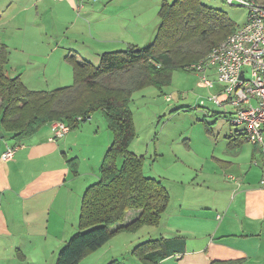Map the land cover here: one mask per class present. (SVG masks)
I'll list each match as a JSON object with an SVG mask.
<instances>
[{
    "label": "crops",
    "instance_id": "crops-1",
    "mask_svg": "<svg viewBox=\"0 0 264 264\" xmlns=\"http://www.w3.org/2000/svg\"><path fill=\"white\" fill-rule=\"evenodd\" d=\"M64 1L71 11L76 0ZM121 2L123 0H103L95 10L83 9L90 21L88 27L76 35L87 37L84 50L71 44L59 50L60 46L56 45L45 54L28 45L15 46L13 51L18 56L17 59L9 58L7 74L19 75L29 89L31 84L40 80H52L53 83L49 84L55 86L52 84L56 81L72 79L73 82L72 67L67 57H74L78 62L82 59L91 61V57L84 53L88 52V46L92 57L99 60L104 51L123 49L129 44L141 46L149 43L159 24L158 14L154 17L145 4L140 10L123 9L125 6L120 7ZM18 11L28 14V7ZM72 14V25L84 23L82 18L85 17L80 13L72 10ZM150 26L152 29L148 30L145 38L144 31ZM151 32L150 37L148 34ZM210 77L215 78L213 73ZM61 84L65 85L45 89L37 86L32 90L70 85ZM212 89L216 92L218 88ZM90 118L92 115L87 120ZM241 130L242 126L227 135L225 149L219 157L212 153L223 169L200 173L201 192L193 190V186H186L182 175L175 177L172 187L160 179L169 197L159 224L144 225L135 232L119 231L78 264H107L112 260L118 264H142L133 254L134 247L144 241L158 239H181L185 242L183 253L167 257L158 264H210L213 261L264 264V187L259 186V178L264 172V154L259 146L237 136ZM205 131H212L209 124L208 131ZM0 132L4 134L0 138V264H55L60 249L78 231L82 195L90 184L99 179L100 163L111 143V134L107 133L110 135L107 139L105 135L103 141L97 140L99 133L93 124H89L71 128L63 136L50 139L49 122L20 141L22 146L12 158L3 160L1 154L6 146L17 141L1 128ZM172 148L179 158L187 155L182 149ZM157 150L158 155L163 154ZM142 156L144 164L145 157ZM72 159L77 161L75 173L69 164ZM188 169L193 170L191 166ZM230 172L235 174L233 178L227 175ZM140 213V209L127 210L111 230L136 220Z\"/></svg>",
    "mask_w": 264,
    "mask_h": 264
},
{
    "label": "trees",
    "instance_id": "trees-1",
    "mask_svg": "<svg viewBox=\"0 0 264 264\" xmlns=\"http://www.w3.org/2000/svg\"><path fill=\"white\" fill-rule=\"evenodd\" d=\"M256 1L264 4V0ZM157 14L159 24L149 43L144 46L129 44L121 50L104 51L97 64L67 57L72 67L73 82L51 90L29 89L19 75H8L9 49L4 44L0 47V128L16 140L15 143L32 136L51 121H63L69 129L75 128L96 111L101 112L112 134L111 143L100 163L99 179L90 184L82 195L78 231L60 249L55 264H78L119 231L135 232L144 225L159 224L169 195L160 179L144 175L143 156L129 150L136 136L129 106L131 95L149 85L161 91L171 83L175 68L195 71L189 65L204 58L238 27L225 13L201 4L200 0L162 1ZM182 31L187 32L180 35ZM174 33H179L183 43L176 40L182 46L191 40L189 35H196L206 46L205 53L201 58L196 56V52L183 54L182 46L175 48L173 45ZM116 73L130 75L122 85H111L103 80ZM211 73L214 74L208 70L206 75ZM74 88L80 93L66 107L63 100L67 101L66 95ZM183 108L185 111L190 109ZM231 114L226 115L228 120ZM203 123L208 131V124L205 120ZM236 134L244 139L243 130ZM69 164L75 173L77 161L69 160ZM129 209H140L139 217L111 230ZM184 251L185 242L181 239H158L142 242L134 247L133 254L142 264H158ZM222 263L213 261L210 264ZM107 264L118 262L112 260Z\"/></svg>",
    "mask_w": 264,
    "mask_h": 264
},
{
    "label": "rangeland",
    "instance_id": "rangeland-1",
    "mask_svg": "<svg viewBox=\"0 0 264 264\" xmlns=\"http://www.w3.org/2000/svg\"><path fill=\"white\" fill-rule=\"evenodd\" d=\"M102 1L76 0L70 11L67 2L64 0H0V47L2 44L6 45L9 49V58L14 59H17L18 55L13 51V48L20 45L38 48L45 54L50 53L51 48L56 45L60 46L59 50L65 49L66 46H70L69 44L84 50L83 44L88 43L87 37L80 38L77 36V32L88 27L90 20L85 17L83 9L95 10ZM166 1L172 2L173 0ZM160 2L162 0H123L122 4H119H121L120 7L125 6L123 9L129 7L134 11L140 10L145 4L147 9H150L149 13L156 17ZM200 3L219 9L238 26L242 25L246 19L247 10L244 7L228 5L224 0H200ZM22 7H28V14L24 11H18ZM72 10L85 17L82 18L84 23L79 25L77 22L72 25ZM151 29L152 26L150 29H145V38L148 30L151 31ZM185 32L187 31H182L180 35ZM83 34L87 35V33ZM148 35L151 37L152 32ZM140 36L143 40L142 35ZM178 36L179 33H174L173 45L175 48L182 46L177 43L178 41L183 43L180 41L181 37ZM188 37L191 40L182 46L183 54L196 52L197 57L203 55L206 51L204 43L194 34ZM146 43L148 42L141 46L146 45ZM88 48L90 46L87 47L88 52L84 53L91 57L92 63L97 64L98 58L92 57L93 55ZM189 48L191 49L188 50ZM129 75V73H116L103 78V80L111 85H122ZM51 81L40 80L31 84L30 89L38 88L37 86L45 89L56 85H65L61 83L72 84V79H70L68 81H56L55 84H52L55 86H50ZM161 91L158 90V87L149 85L132 93L129 106L133 114L136 136L129 148L137 154L144 155L143 173L145 176L164 179L162 180L164 184L172 187L175 177L182 175L186 186H193V190L201 192L203 186L200 173L206 170L223 169L212 157V153H214V157H219L218 155L225 149L227 135L234 133L241 126L234 125L227 119L229 112H234L231 107L215 105L208 100L209 94L215 91L199 84V75L196 71L187 68L184 70L173 69L171 83L164 86ZM79 93V89H71L68 94L66 93L67 101L63 100V104L68 107L67 105L71 104V99ZM166 96H170V100H166ZM183 107L190 109L185 111ZM204 120L211 127L212 131L209 133L204 129ZM89 124H93L94 130L98 131L97 140L103 141L105 135L107 139V136L111 134L100 111L94 112L92 118L80 122L75 128ZM109 132L110 134L107 135ZM110 136L112 137V134ZM82 137L85 138V135L83 134ZM91 144L93 145V143ZM172 147L184 150L187 155L182 158L175 156ZM157 149L163 151V154L158 155ZM189 166L193 170H189ZM227 175L234 177L235 174L230 172Z\"/></svg>",
    "mask_w": 264,
    "mask_h": 264
},
{
    "label": "built area",
    "instance_id": "built-area-1",
    "mask_svg": "<svg viewBox=\"0 0 264 264\" xmlns=\"http://www.w3.org/2000/svg\"><path fill=\"white\" fill-rule=\"evenodd\" d=\"M224 1L247 10L244 23L189 68L199 75L200 85L208 89L217 86V91L210 93L208 100L215 105L231 107L234 116L231 114L229 121L242 126L244 138L259 146L264 154V4L256 0ZM208 70L214 72V79L206 75ZM165 99L170 100V96ZM50 130V139H54L63 136L69 127L65 122L55 120L50 122ZM20 146V143L6 146L1 158H12ZM259 186L264 187V172L259 178Z\"/></svg>",
    "mask_w": 264,
    "mask_h": 264
},
{
    "label": "water",
    "instance_id": "water-1",
    "mask_svg": "<svg viewBox=\"0 0 264 264\" xmlns=\"http://www.w3.org/2000/svg\"><path fill=\"white\" fill-rule=\"evenodd\" d=\"M3 136H4V134L2 132H0V138L3 137Z\"/></svg>",
    "mask_w": 264,
    "mask_h": 264
},
{
    "label": "bare ground",
    "instance_id": "bare-ground-1",
    "mask_svg": "<svg viewBox=\"0 0 264 264\" xmlns=\"http://www.w3.org/2000/svg\"><path fill=\"white\" fill-rule=\"evenodd\" d=\"M240 126V125H239ZM242 130H243V127H242ZM245 139V138H244ZM246 140V139H245Z\"/></svg>",
    "mask_w": 264,
    "mask_h": 264
}]
</instances>
